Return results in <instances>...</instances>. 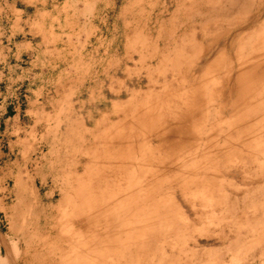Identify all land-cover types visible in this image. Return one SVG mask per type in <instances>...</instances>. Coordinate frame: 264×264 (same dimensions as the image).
<instances>
[{"label":"rangeland","instance_id":"1","mask_svg":"<svg viewBox=\"0 0 264 264\" xmlns=\"http://www.w3.org/2000/svg\"><path fill=\"white\" fill-rule=\"evenodd\" d=\"M245 2L9 0L13 36L0 0V53H33L0 85L22 66L39 103L0 129L6 263L23 216L25 264H264V0Z\"/></svg>","mask_w":264,"mask_h":264},{"label":"crops","instance_id":"2","mask_svg":"<svg viewBox=\"0 0 264 264\" xmlns=\"http://www.w3.org/2000/svg\"><path fill=\"white\" fill-rule=\"evenodd\" d=\"M17 0H14L16 2ZM9 0H5L3 9H10L11 13H14L10 17L11 21V30L10 35L15 36V34L25 33L26 29H30L29 26V16L25 17V10L17 9L14 4H9ZM28 6V4H26ZM1 13V11H0ZM2 15V14H1ZM7 35L6 31L2 29L0 24V48L5 49L3 46L2 37ZM9 36V35H8ZM13 46H16L17 51L10 54H1L0 61L3 57L6 60L9 57L14 58L16 61H22L27 57L33 56V53H25L24 50L30 48L29 41L20 40L18 43H14ZM26 48V49H25ZM11 69L10 77L11 82L8 85H0V129L11 130V131H20L25 127L24 121L22 118L26 114L27 109L22 108V104H39L30 95L31 88L25 82V70L22 66L16 65ZM20 74H18V73ZM7 71L3 68L0 69V77H5ZM15 73V74H14ZM5 89V90H2Z\"/></svg>","mask_w":264,"mask_h":264},{"label":"bare ground","instance_id":"3","mask_svg":"<svg viewBox=\"0 0 264 264\" xmlns=\"http://www.w3.org/2000/svg\"><path fill=\"white\" fill-rule=\"evenodd\" d=\"M252 1V0H251ZM171 3H172V6H173V12H175V11H182V12H184L186 15L188 14L187 12H191V10H193V9H195V8H199V10L200 11H202L203 12V10L204 9H206V8H209V7H214V6H219V7H222V8H224L225 10H236L239 14L240 13H242V10H244L245 8H244V6H246L247 4H248V2H245V0H171ZM249 7H250V5H249ZM228 8V9H227ZM241 8H243V9H241ZM224 10V11H225ZM223 11V10H222ZM222 11H221V13H222ZM225 12H227V11H225ZM238 13H237V15H238ZM225 14V13H224ZM190 15V14H189ZM218 15H221V14H219L218 13ZM182 16V15H181ZM184 18V17H183ZM200 18H202V17H200ZM202 19H204V18H202ZM203 21V20H202ZM210 22V21H209ZM208 22V23H209ZM203 23H204V21H203ZM263 23H264V21H263ZM262 23V24H263ZM205 25H207V24H204L203 26H205ZM203 28V27H202ZM194 30V29H193ZM194 32V31H193ZM182 107V106H181ZM70 140V139H69ZM71 141V140H70ZM73 142H75V140H72ZM71 141V142H72ZM93 141V140H92ZM93 143V142H92ZM81 145V144H80ZM83 146V145H82ZM2 147V146H1ZM94 147V146H93ZM77 151H80V152H84V151H82V150H77ZM12 176V175H11ZM14 179V178H13ZM17 180V179H16ZM15 180V181H16ZM13 182V181H12ZM17 183V182H16ZM14 184V183H13ZM9 185V184H8ZM16 185V184H15ZM77 185H79V184H77ZM9 187V186H8ZM16 187V186H15ZM18 187V186H17ZM16 187V188H17ZM13 188H14V186H13ZM16 188H14V189H16ZM78 188H79V186H78ZM81 189V188H80ZM76 190H77V187H76ZM81 190H83V189H81ZM16 191V190H15ZM14 191V192H15ZM80 191V190H79ZM23 198V197H22ZM15 208V207H14ZM15 211V210H14ZM16 213V212H15ZM24 213V212H23ZM19 216V215H18ZM23 217V216H22ZM22 217H18V218H16L17 220H16V223H13L12 225H11V230H12V232H13V236H14V239H15V242H16V244H17V250H16V255L15 256H8V260H9V262L8 263H6L5 261H4V259H3V256H2V249H1V238H0V264H25V263H22V262H20V260H22V258H23V254L24 253H26L25 252V248H21V243H23L24 242V240L25 239H27L26 238V235L28 234V229L29 228H27V226L29 227L30 226V224L28 225V222L25 220V219H23ZM26 218V217H25ZM30 219V220H29ZM28 220L29 221H31L32 222V220H33V216L32 215H30V218H29ZM25 220V221H24ZM32 228H33V231H34V233H33V237H35V236H37L38 237V235H37V231H35V228H34V225H33V223H32ZM31 228V229H32ZM26 232H27V234H26ZM32 232V231H31ZM242 236V235H241ZM249 236V235H248ZM243 237V236H242ZM223 238V237H222ZM237 238H238V236H237ZM39 239V238H38ZM238 239H240L239 241H243V240H241V237L240 238H238ZM238 239H237V242H239L238 241ZM247 241V240H246ZM245 241V242H246ZM33 242V241H32ZM258 242V241H257ZM34 243V242H33ZM241 243H243V242H241ZM240 243V244H241ZM240 244H239V247H240ZM236 245V244H235ZM234 245V246H235ZM238 245V244H237ZM236 245V246H237ZM251 245H253V243L251 244ZM31 246V245H30ZM39 246V245H38ZM242 246V245H241ZM27 248V247H26ZM251 248V247H250ZM251 250H252V248H251ZM36 252V251H35ZM39 252V251H38ZM28 256V255H27ZM35 257V260H33V263H38V260H39V254H37V255H35L34 256ZM91 257L94 259V257L91 255ZM215 258V257H214ZM106 262H108V263H106ZM105 262V264H111L112 262L110 261V260H107ZM31 264V263H30ZM39 264V263H38Z\"/></svg>","mask_w":264,"mask_h":264}]
</instances>
